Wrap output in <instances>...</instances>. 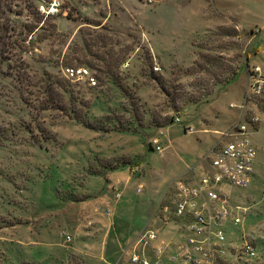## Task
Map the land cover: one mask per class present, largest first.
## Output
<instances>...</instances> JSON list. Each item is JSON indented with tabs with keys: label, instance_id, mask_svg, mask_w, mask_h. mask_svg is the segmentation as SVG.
Returning <instances> with one entry per match:
<instances>
[{
	"label": "rangeland",
	"instance_id": "rangeland-1",
	"mask_svg": "<svg viewBox=\"0 0 264 264\" xmlns=\"http://www.w3.org/2000/svg\"><path fill=\"white\" fill-rule=\"evenodd\" d=\"M11 9L13 44L0 57V264H133L121 250L163 226L169 184L206 167L221 134L253 115L251 181L225 189L241 219L227 231L256 255L230 251L226 264H264V107H239L247 66L264 69V0ZM66 66L88 68L96 85L67 79ZM52 79L63 86L47 89Z\"/></svg>",
	"mask_w": 264,
	"mask_h": 264
},
{
	"label": "built area",
	"instance_id": "built-area-1",
	"mask_svg": "<svg viewBox=\"0 0 264 264\" xmlns=\"http://www.w3.org/2000/svg\"><path fill=\"white\" fill-rule=\"evenodd\" d=\"M62 72L69 80L96 85L95 76L84 66H66ZM247 104L255 109L264 107V69L259 65L247 66L245 94L239 107L244 109ZM258 121L257 115L240 119L221 134L206 157V167L202 165L198 172L191 167L188 176L169 184L158 205L159 218L164 224H172L176 238L165 240L156 230L142 228L130 242L131 263L226 264L230 251L246 258L256 255L253 241L242 235L236 243L227 231L228 224H238L241 219L235 215L240 206L231 201L225 188H246L251 181L256 148L249 128ZM66 240H70L69 235Z\"/></svg>",
	"mask_w": 264,
	"mask_h": 264
},
{
	"label": "trees",
	"instance_id": "trees-1",
	"mask_svg": "<svg viewBox=\"0 0 264 264\" xmlns=\"http://www.w3.org/2000/svg\"><path fill=\"white\" fill-rule=\"evenodd\" d=\"M14 0H0V57L5 53V51L10 48L13 42L10 40L9 31L11 30L10 17L7 13H12L11 5ZM36 26H33L29 29L32 31ZM50 77V76H49ZM53 84V85H52ZM54 84L61 85L59 79H52L47 84V89L53 88ZM63 86V85H61ZM81 123H84V120H80ZM168 122H172L171 120ZM164 123L160 124V126Z\"/></svg>",
	"mask_w": 264,
	"mask_h": 264
},
{
	"label": "crops",
	"instance_id": "crops-1",
	"mask_svg": "<svg viewBox=\"0 0 264 264\" xmlns=\"http://www.w3.org/2000/svg\"><path fill=\"white\" fill-rule=\"evenodd\" d=\"M190 168L191 167H188V168H186V169H184L183 171H182V173H180V174H182L183 176H188L189 175V173H190ZM118 195L117 196H119V193H117ZM110 211V209H108V212ZM159 221H160V218H159ZM162 224L161 225H163L162 227H161V231H160V227L158 228V230H156L158 233H159V235L162 237V238H164L165 240H171V239H174V238H176V236H175V233L174 232H172V227L170 228V227H168L167 225L168 224H164L162 221H160ZM167 226V227H166ZM162 228H164V230H162ZM141 230V229H140ZM135 236V235H134ZM134 238V237H133ZM133 240V239H132ZM131 240V241H132ZM131 250H132V245L129 243V244H127L122 250H121V254H126V255H128L129 256V253L131 252Z\"/></svg>",
	"mask_w": 264,
	"mask_h": 264
}]
</instances>
